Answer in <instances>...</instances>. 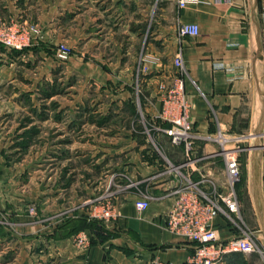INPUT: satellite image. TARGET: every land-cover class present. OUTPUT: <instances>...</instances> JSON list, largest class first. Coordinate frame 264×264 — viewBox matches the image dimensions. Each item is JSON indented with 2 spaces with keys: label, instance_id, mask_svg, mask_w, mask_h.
<instances>
[{
  "label": "crops",
  "instance_id": "0c3cea01",
  "mask_svg": "<svg viewBox=\"0 0 264 264\" xmlns=\"http://www.w3.org/2000/svg\"><path fill=\"white\" fill-rule=\"evenodd\" d=\"M0 17L37 24L41 29L42 35L34 38L30 46L14 50L25 55L21 60L30 59L33 50L41 53L50 44L67 41L80 51L69 60L70 67L80 68L87 81L95 79L103 86L119 84L116 91L120 98L116 108L106 105L82 108L80 121L75 122L81 129H96L97 149L85 161L94 162L97 188H90L89 168L82 175V188H9L10 183L4 181L10 172L1 165L0 212L7 217V223H1L7 225H3L6 235H1L0 240L32 234L41 257L45 251L42 243L49 247L48 255L55 261L61 257L68 264L188 262L195 243L170 230L166 221L174 200L172 191L183 177L168 172L167 168L171 163L184 161V147L173 144L166 134L155 129L158 125H169L158 117L165 94L161 85H168L179 74L174 58L181 52L182 76L196 132L209 134L221 128L231 134L257 132L264 136V0H197L185 7L179 6L177 0H0ZM191 22L199 25L200 33L182 35L181 25ZM104 31L110 35L108 43L117 48L113 58L102 52L104 42L99 38ZM120 32L127 36L126 45L114 38ZM12 53L0 43V98L8 97L4 92L9 84L31 78L25 72L19 73V56ZM43 63L51 65V58ZM21 91L18 86L17 95ZM136 91L143 95L144 111L152 121L145 133L137 130L140 127L134 125V120L114 119L123 113L134 115L137 107L125 102ZM6 101L0 99V126L9 123L6 114L20 111L18 103ZM63 108L64 113L74 112L73 106ZM37 112L46 111L38 107ZM66 115L64 120L57 116V120L72 127L73 121L71 117L66 121ZM37 116L40 119L41 115ZM40 123L33 126L34 137L40 134ZM149 140L155 145L164 143L165 151L147 149ZM257 148L256 144L254 149ZM218 149L216 142L199 139L195 147L196 164L183 166L182 172H191L196 179L202 173L217 175L225 163L221 156L210 154ZM258 151L250 154L248 188L251 177L256 180ZM261 161L256 186L264 197V159ZM38 170L36 173H40L41 169ZM120 172L127 175L126 180H113V174ZM102 185L106 188H100ZM144 194L150 195V205L139 210L136 201ZM31 202L38 206L36 215L25 210ZM105 208L113 210V214L103 220L93 219L94 214L89 212ZM63 209H68L67 217L73 218L77 213L97 221L94 232L88 228L82 231L90 236L87 250L72 244L73 236L56 234L61 224L57 214ZM8 225L15 226L14 230ZM217 227L223 238L237 232L223 216L217 218Z\"/></svg>",
  "mask_w": 264,
  "mask_h": 264
},
{
  "label": "rangeland",
  "instance_id": "374dc122",
  "mask_svg": "<svg viewBox=\"0 0 264 264\" xmlns=\"http://www.w3.org/2000/svg\"><path fill=\"white\" fill-rule=\"evenodd\" d=\"M33 25L38 26L37 24ZM41 35L40 29V36ZM100 36L99 40L104 42L102 44L104 46V48H102L104 56L108 58L115 57L117 48L112 47V44L108 43L109 40L107 36L109 38L110 35L104 31ZM114 38L124 45L128 42L127 36L123 32L116 33ZM61 43L69 45L72 49L71 54L66 59L59 57V45ZM1 48L3 47L1 46ZM23 49L10 48V51H13L12 54L15 56H19L20 62H18V64L21 65L19 73L25 72L27 75H30L31 78L25 80L19 79L9 84L6 87L7 90L4 92L8 94V97L3 96L0 98L5 101L7 100L9 104L12 103L16 105L18 103L20 107L19 112L14 114L10 112L6 114V120L9 121V123H7L6 126H0V167L2 165L10 172L4 184L9 182V188H82V179L84 174H86L84 171H87V168H89L90 174L94 175H91L92 182H90V188H97V172L94 162L85 161L86 157L89 156L90 158L97 149L95 138L96 129L90 127L88 130L84 128L81 129L75 122L80 121L79 116L82 115V108L86 106H90L92 109L99 105L116 108L120 100L118 92L116 91L119 84L117 85L113 82L111 85L108 83L107 86H103L102 84H98V80L95 79L87 81L86 76H82L80 68L73 69L70 67L69 60L74 53L79 54L80 51L74 50L73 46L68 44L67 41L65 42L63 40L59 42L58 45L50 44L44 48L41 53H38L37 50H33V55L30 59L25 57V60H21V57L23 56L22 58H24L25 55H19L14 51ZM48 58H51L52 64L44 65L43 62ZM40 74H42L41 77ZM23 77H25V75H23ZM23 77L21 76L22 79H24ZM38 77H40L39 82L37 81ZM33 78H35V81H33ZM18 86L19 89L22 90L19 95H17ZM104 89H108L109 91H104ZM33 90L35 91L34 95L32 94L34 92ZM125 104H132L134 107H137L134 115L123 113L121 116H115L114 119L120 122L134 120V125H136L137 128L138 126L140 127L137 130L145 133L147 127L151 126L150 122L152 121L144 111L143 95H141V92L136 91V94L131 100L125 102ZM70 106H73L74 112L64 113L63 107ZM38 107H41V109L46 112L42 114L38 113ZM59 107H61V112L56 113ZM37 115H41L40 119ZM65 115L67 116L65 119L66 121L71 117L73 121L72 127H70L71 125L65 127L63 123L57 120V116H61V120H64L63 116ZM39 122H41L42 128L40 134L38 133L34 137L33 126L38 125ZM253 133L256 134L257 132ZM256 144L259 148L254 149ZM240 145L242 147L240 152L242 175L237 185V193L241 205L242 219L237 220V224L235 225L233 223L230 224L236 228L237 235L242 234L244 229L253 233L258 244V250L254 253L233 252L225 258L222 264H264V197L261 196V188H257L261 176L260 164L262 162L261 160L264 159V136L256 138L249 136L241 142ZM165 146L164 143L155 145L149 140L146 148L158 152L156 148L165 151ZM254 151L259 152L255 167L258 186H256V182L254 184L255 180L253 181L251 177V185L250 188H248V174L250 171L249 160L250 154L254 153ZM81 154H86V156L82 157ZM38 169H41L40 173ZM36 170H38L37 173ZM122 172L113 174L112 179L114 180L117 178L121 182L125 181L126 179L124 178H127V175ZM127 185L128 184L125 186ZM135 186L138 185L136 184ZM100 188L106 187L102 185ZM256 188L258 189V198L256 197ZM144 196L149 197L150 195L144 194ZM37 207L35 202H31L26 206L25 210L31 215H36L38 211ZM32 209H35V213H32ZM107 211L113 210L107 208L102 210H89L92 215L94 214L93 219L95 218V220H103L106 218V216H103V213ZM74 214L73 212V215ZM4 216H6V214L0 212V218L2 219L0 220V237L1 235L2 237L6 235L3 225L7 224L1 223V221L7 223V217ZM67 216H69L68 209L59 210L57 217H59L58 221L61 224L58 225L56 234L59 236H73L74 241L72 244H78L76 246L77 248L87 250L91 245L89 234L86 233L87 238L84 243L78 242V236L86 227L94 232L95 226L90 223L95 221L88 220L90 223L88 222L86 225V222L81 219L84 214L81 215L76 213L73 218ZM8 226L12 228V230L15 228V226L12 225ZM31 235L32 234H25L18 239L9 236V238L7 237L6 239L0 240V264H68V262L61 257L57 258L58 260L55 261L56 258L48 255L49 247L44 246L42 243L41 247L45 251L42 252L43 256L41 257L39 255L40 248L38 244L35 245V242L30 237ZM153 264H158V262H153ZM184 264L190 263L186 262Z\"/></svg>",
  "mask_w": 264,
  "mask_h": 264
},
{
  "label": "built area",
  "instance_id": "2783aa9c",
  "mask_svg": "<svg viewBox=\"0 0 264 264\" xmlns=\"http://www.w3.org/2000/svg\"><path fill=\"white\" fill-rule=\"evenodd\" d=\"M191 1L197 0H177L181 7H185ZM180 33L198 35L200 28L197 23H183ZM39 35L40 29L36 25L7 22L0 18V43L7 48L23 49L32 44L34 38ZM71 51L69 45L65 43L59 45L60 58L66 59ZM174 64L179 74L168 85H161L165 89V94L162 110L158 115L162 120L169 122V125L155 127L166 134L173 144L184 147V161L179 164L171 163L167 168L168 172L183 176L178 179L172 191L174 200L167 211V226L195 243L194 253L188 260L190 264H222L233 252L254 253L258 250L254 234L245 229L242 234L221 237L218 232L217 218L223 216L234 225L237 224V220L242 219L237 193V185L242 175L240 144L249 136L256 138L262 135L231 134L221 128L209 134L196 132L191 121L190 103L185 91V79L182 76L184 62L181 52L175 56ZM199 139L218 144L219 149L210 155L221 156L225 167L217 175L202 173L196 179L191 172L187 174L182 172L183 166L192 167L196 164L198 157H196L195 147ZM149 205L148 197L136 201L139 210H145ZM32 213H35V209ZM112 214V211H107L103 213V216L109 217ZM78 237V242L84 243L87 234L81 232Z\"/></svg>",
  "mask_w": 264,
  "mask_h": 264
},
{
  "label": "trees",
  "instance_id": "16d2710c",
  "mask_svg": "<svg viewBox=\"0 0 264 264\" xmlns=\"http://www.w3.org/2000/svg\"><path fill=\"white\" fill-rule=\"evenodd\" d=\"M81 219H83L84 220V222H86V225H87V223L89 222L88 220H87V218H85V217H83V218H81ZM90 223V222H89ZM90 224H93L95 227H96V225H97V221H95V222H91ZM87 228V227H86Z\"/></svg>",
  "mask_w": 264,
  "mask_h": 264
},
{
  "label": "water",
  "instance_id": "95a60500",
  "mask_svg": "<svg viewBox=\"0 0 264 264\" xmlns=\"http://www.w3.org/2000/svg\"><path fill=\"white\" fill-rule=\"evenodd\" d=\"M256 179V178H255ZM255 182H256V185H257V181L255 180ZM256 192H258V189L256 188Z\"/></svg>",
  "mask_w": 264,
  "mask_h": 264
}]
</instances>
